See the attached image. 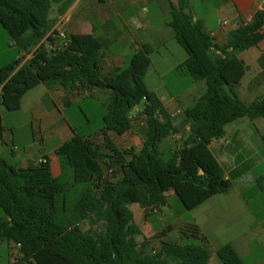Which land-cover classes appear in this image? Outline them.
<instances>
[{
    "label": "trees",
    "instance_id": "trees-1",
    "mask_svg": "<svg viewBox=\"0 0 264 264\" xmlns=\"http://www.w3.org/2000/svg\"><path fill=\"white\" fill-rule=\"evenodd\" d=\"M72 2L0 0V26L21 51L32 54L24 64L26 55L0 67L5 110L19 111L24 96L39 85L80 98L93 96L94 90L112 92L103 128L95 136L74 135L55 150L59 176L53 175L48 157L19 167L0 155V208L5 214L0 242L16 250L11 264H209L205 236L192 230L152 246L130 206L164 207L166 194L174 191L191 211L230 190L232 183L210 146L225 135L226 125L264 117V98L246 103L235 92L247 70L238 54L264 41V8L220 45L194 19L189 0L171 4L168 25L188 54L174 72L205 80L207 90L185 111L188 138L165 159L161 147L175 127L160 97L145 83L155 49L142 44L127 66L103 77L105 50L99 38L72 33L63 42L53 28V6L60 5L58 11L64 13ZM143 101L142 148L121 149L114 139L133 129L131 112ZM105 167L115 178L105 174ZM217 255L223 264H245L231 244Z\"/></svg>",
    "mask_w": 264,
    "mask_h": 264
},
{
    "label": "crops",
    "instance_id": "crops-1",
    "mask_svg": "<svg viewBox=\"0 0 264 264\" xmlns=\"http://www.w3.org/2000/svg\"><path fill=\"white\" fill-rule=\"evenodd\" d=\"M142 2H150L155 6L154 11H148L143 19L141 18V11L138 9ZM178 2L179 0H73L64 13L58 11L60 5H54L50 19L54 22L53 28H56L58 23L63 21L69 34H94L103 42L105 56L101 73L103 77H107L116 69L125 67L128 59L131 58L130 54L133 53L134 55L139 51L142 44H149L156 50L161 46H166L169 41L174 39L175 32L168 25V22L172 10L171 4L177 5ZM222 2H230L232 10L228 9L226 12L225 8L220 10L221 14L224 12L227 15V20L219 22L220 27L211 28L205 17L194 16V19L202 22L205 31L215 37L220 45L227 41L233 30L237 29L243 22H249L258 10L264 8V0H222ZM133 27L138 32H148V37L140 39L135 37ZM123 28H127L129 33L123 31ZM119 38V41L124 44L122 46L124 52L130 48L133 42L135 43L130 48L129 55H118L111 50L119 43ZM214 52L216 53V51ZM24 55L26 53L19 49V56L15 58L18 59ZM31 56L32 54L26 55L23 64ZM238 56L245 62L247 70L241 83L235 87L236 94L246 103L264 98V41L256 47L239 53ZM172 57H175L173 52H166L162 55V59L166 63L171 62L162 74L174 71L187 59L183 56V58L174 61ZM203 81L190 82L184 88L182 103L195 105L205 93V81ZM44 89L41 91V96L36 100L37 103L46 100L47 104L54 102V105L56 104L59 108L61 105L67 106L73 100L81 97L69 94L61 88L50 90L44 86ZM91 94L105 97L110 101L112 99V92L106 89L94 90ZM26 95L22 100V105L26 101ZM160 99L172 116L175 127V133L165 139L162 144V148L164 147V150H168L170 153L181 147L183 141L188 138L190 124L185 112L180 107H176L178 105L176 97L173 96L166 100L160 97ZM47 104L44 103L43 107H37L35 119L48 121L53 118L54 114L50 112ZM5 111L7 110L4 107L0 109L4 130H6L4 125ZM179 111L181 112L178 113ZM139 113L136 114L132 110L131 116L136 118L133 129L114 139L119 148L133 149L136 152L142 148L140 125L144 116L139 117ZM182 114L185 116L181 118L180 115ZM67 129L71 131L70 126L59 130V133H63L67 137L62 143L52 147V155L40 153L37 161L34 162L37 163L40 159L48 157L55 177L61 173L55 150L75 135V133L68 135ZM139 129L140 132H138ZM12 132L14 144L15 132L14 130ZM210 148L223 168L225 177L232 183L227 193L216 195L191 210L193 216L188 221H183L179 215L178 226L180 227H178L179 232L177 231L179 237L177 235L172 238L174 236L172 234L176 231L172 224L161 223L158 225V223L150 221L152 215L161 213V209L168 206V199L175 194L174 191H169L166 194L167 204L164 207L145 209L139 204L131 205L130 209L134 215V222L140 229L143 238L151 240L152 246H158L161 239L177 240L182 232L193 230L208 240L209 264H223L217 255V251L226 244H231L235 248L245 264H264V168H262L264 166V117L255 119L246 117L226 125L225 135L222 138L214 139ZM16 154H18L16 151L12 152L14 161L17 157ZM1 155L9 160L5 156V152H2ZM31 162L26 156L19 161L16 160L15 163L12 161L19 167H27ZM160 221L163 222V219Z\"/></svg>",
    "mask_w": 264,
    "mask_h": 264
},
{
    "label": "rangeland",
    "instance_id": "rangeland-1",
    "mask_svg": "<svg viewBox=\"0 0 264 264\" xmlns=\"http://www.w3.org/2000/svg\"><path fill=\"white\" fill-rule=\"evenodd\" d=\"M154 8L155 6L152 5V3L150 4V2H142L139 4L138 9L141 11V18H145L147 12L154 11ZM223 8H225V12L228 9L232 10L230 2L226 3L222 2V0H189L188 10H190L193 16L196 15L198 18L205 17L209 27L212 28L220 27L221 24H219V22L227 20L226 13H220V10ZM132 29L135 37L139 39L142 37H148L149 35L148 32H138L135 27ZM123 31L129 33L127 28H123ZM119 40L120 38L118 41ZM134 44L135 43L133 42L130 45V48ZM122 46H124V44L119 41V43L111 48V50L118 53V55H127L130 52V48L124 52ZM166 52L174 53L175 57H172V60L174 61L183 58V56L188 57L185 49L177 43L175 39H172L166 46L159 47L152 55H150L152 66L147 73L145 83L150 90L156 92L162 99L166 100L173 96L176 97L178 100V105L176 107H180L185 112L189 107L192 108L193 106L190 103H182V91L188 84H190V82H193L194 79L188 74H178L174 71L162 74L163 71L167 70L169 63H171H166L162 59V55ZM130 55L132 57L133 53ZM17 56H19V49L4 28L0 26V66L2 67L12 63ZM204 84L206 92V81ZM43 90H45L44 86L40 85V87H37L31 93H28V95H26V101L19 111H5L4 113V125L6 130L2 133L0 132V155L2 152H5V156L8 157L11 162L13 161L15 163L16 160L19 161L22 157L26 156L32 161L31 163H34L37 161L40 153L52 155V147L62 143L67 137L64 136L63 133H59V130L63 127H71V131L70 129H67L68 131H66L68 132V135L70 133H75V135L81 136H95L104 126L103 118L108 113V107L110 104L109 99L107 100L105 97H99L94 94L93 96L73 100L71 104L67 106L61 105L58 108L56 104L54 105V102L49 104H47L46 100L38 103L36 102L41 96V91ZM44 103L47 104L48 109L54 114V116L51 120L47 121L44 119L43 121H39L38 119H35V111L37 107H43ZM144 106L145 104L143 101L133 109V112L136 114L142 112ZM2 108L0 101V109ZM184 116V114L180 115L181 118ZM140 129L138 132H140ZM12 130L15 132L14 144ZM164 149L165 148L163 147L162 150L165 153L164 158L166 159L169 153L168 150ZM13 151L18 153L16 154L17 157L15 161L13 160L14 158L12 159ZM262 168H264V166ZM104 170L105 174H109L108 168L105 167ZM108 177L113 179L115 178V175L109 174ZM179 215L183 221H188L192 218L193 213L186 210L179 198L174 194L168 199V206L162 208L161 213L152 215L150 221L158 223V225H161V223L166 225L172 224L176 230L172 234L174 235L172 238L177 235L179 237ZM4 216L5 214L0 208V217ZM160 219H163V222H161ZM184 242L189 243L190 241ZM12 254H16V250H12L8 242H0V264H11L14 261V255Z\"/></svg>",
    "mask_w": 264,
    "mask_h": 264
},
{
    "label": "built area",
    "instance_id": "built-area-1",
    "mask_svg": "<svg viewBox=\"0 0 264 264\" xmlns=\"http://www.w3.org/2000/svg\"><path fill=\"white\" fill-rule=\"evenodd\" d=\"M55 29L59 33V40L60 41L64 42L68 39L69 33H68L63 21L59 22ZM180 112L181 111H179L178 113H180ZM42 161L44 162L45 160L43 158L39 160V162H42ZM110 172L112 173V170H110Z\"/></svg>",
    "mask_w": 264,
    "mask_h": 264
}]
</instances>
